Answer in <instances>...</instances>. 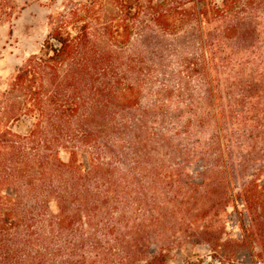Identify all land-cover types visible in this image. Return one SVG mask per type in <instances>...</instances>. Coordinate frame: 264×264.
Returning a JSON list of instances; mask_svg holds the SVG:
<instances>
[{
    "label": "rangeland",
    "instance_id": "1",
    "mask_svg": "<svg viewBox=\"0 0 264 264\" xmlns=\"http://www.w3.org/2000/svg\"><path fill=\"white\" fill-rule=\"evenodd\" d=\"M12 1L14 20L0 25L1 100L72 16L100 32L126 19L135 28L129 42L110 43L115 72L95 74L96 87H88L101 94L107 121L126 129L109 151L79 148L87 172L92 155L102 166L97 182L83 183L86 209L67 232L125 240L140 233L146 263L165 254L168 264H264L243 238L250 213L264 217V3L244 0L224 17L213 10L223 0H203L209 15L201 19L196 0H141L135 17L114 0ZM91 1L97 7L89 12ZM2 125L26 135L32 121ZM59 135L66 161L73 146ZM81 244L90 250L89 240Z\"/></svg>",
    "mask_w": 264,
    "mask_h": 264
},
{
    "label": "trees",
    "instance_id": "2",
    "mask_svg": "<svg viewBox=\"0 0 264 264\" xmlns=\"http://www.w3.org/2000/svg\"><path fill=\"white\" fill-rule=\"evenodd\" d=\"M114 1L122 13L133 17L141 2ZM243 1L223 0L213 10L227 17ZM196 5L201 19L209 15L203 0H196ZM96 7L91 1L88 11ZM15 13L12 0H0V25L14 20ZM73 17L54 29L40 53L17 72L10 89L0 98V264H168L165 254L145 253L150 260L141 262L145 243L137 232L127 240L120 234L110 237L67 232L86 209L79 204L88 200V187L83 183L97 182L102 166H97L92 155L94 168L87 172L79 148L90 143L94 153L109 151L122 141H111L114 134L119 128L126 129L123 124L107 121V107L96 102L101 94L89 92L88 87H96L95 74L109 72V76L115 72L118 59L111 54L110 43L129 42L135 29L126 19L116 26L105 23L100 32L88 20L73 21ZM86 95L93 100L90 104ZM22 117L32 121L26 135L3 128L4 119L15 122ZM76 129L83 134L81 139L74 135ZM62 132L73 146L65 150L66 161L58 150L62 142L65 145L59 135ZM94 133L99 137L105 134L103 141ZM246 203L249 205L248 200ZM250 214L244 243L257 251L253 254L256 259L264 261V217ZM85 239L91 244L87 252L81 244Z\"/></svg>",
    "mask_w": 264,
    "mask_h": 264
}]
</instances>
